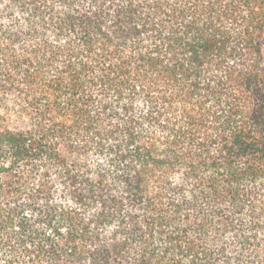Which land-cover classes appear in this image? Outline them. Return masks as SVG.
Wrapping results in <instances>:
<instances>
[{"label": "trees", "instance_id": "16d2710c", "mask_svg": "<svg viewBox=\"0 0 264 264\" xmlns=\"http://www.w3.org/2000/svg\"><path fill=\"white\" fill-rule=\"evenodd\" d=\"M0 264H264V0H0Z\"/></svg>", "mask_w": 264, "mask_h": 264}]
</instances>
